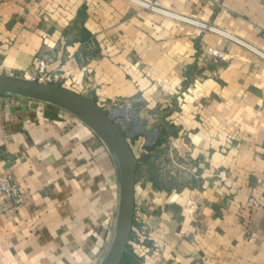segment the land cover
Wrapping results in <instances>:
<instances>
[{
    "label": "crops",
    "instance_id": "1",
    "mask_svg": "<svg viewBox=\"0 0 264 264\" xmlns=\"http://www.w3.org/2000/svg\"><path fill=\"white\" fill-rule=\"evenodd\" d=\"M158 7L170 15L129 0H0V75L35 76L44 61L62 88L105 113L109 105L130 114L142 129L133 144L148 161L170 143L179 167L191 170L186 196L166 195L136 170L134 216L146 231H132L121 264H264V0ZM184 90L191 111L171 115ZM0 174L24 198L14 210L0 194V264L103 262L117 227L119 172L91 126L0 95Z\"/></svg>",
    "mask_w": 264,
    "mask_h": 264
},
{
    "label": "water",
    "instance_id": "2",
    "mask_svg": "<svg viewBox=\"0 0 264 264\" xmlns=\"http://www.w3.org/2000/svg\"><path fill=\"white\" fill-rule=\"evenodd\" d=\"M0 94L46 103L85 121L112 150L119 164L121 184L116 232L101 264H121L133 226L136 161L124 134L94 102L64 88L26 79L0 76Z\"/></svg>",
    "mask_w": 264,
    "mask_h": 264
},
{
    "label": "rangeland",
    "instance_id": "3",
    "mask_svg": "<svg viewBox=\"0 0 264 264\" xmlns=\"http://www.w3.org/2000/svg\"><path fill=\"white\" fill-rule=\"evenodd\" d=\"M0 76H8V77H14L9 75H0ZM18 78V77H14ZM26 79L28 78H21ZM55 86L62 88L63 84L58 85V82L55 83ZM70 90H73L71 87ZM66 89V90H69ZM69 90V91H70ZM1 96H4V94H0ZM177 97L175 99V104H172L171 115L175 113H183L184 115H188L189 112L192 109L193 105V94L192 91H177ZM164 96V94L161 93V98ZM105 107V106H104ZM169 108V107H168ZM106 114L111 118V120L115 123V125L118 127V129L124 134L126 137L130 148L135 151L136 157V170H138V178L143 180L145 177H155L156 186L160 187L161 191L165 193L166 195H183L185 196L188 194L187 192H191L194 188L195 183L193 182V179L191 177V170L189 168L182 167L180 168L179 161L174 158V154L172 152L171 144L168 143L165 145L164 151H162L159 155L152 157V161H148L147 156L142 155L138 148L136 150L135 144H133V137L134 134L142 133V129L140 126H138L135 121L131 120V115L127 114L126 112L119 111L117 107H109L107 105L105 108ZM146 109L145 106L139 105L138 110L140 112H144ZM128 112V111H127ZM130 112V111H129ZM182 114V115H183ZM144 143H139V148L143 150ZM109 148V146H108ZM109 152L111 153V156L118 167V184H119V193H120V184H121V176H120V169L119 164L116 159V156L112 152V150L109 148ZM133 153V152H132ZM134 155V154H133ZM161 158L162 160H160ZM145 163V165H144ZM144 173V176H143ZM161 182L160 184L158 182ZM188 202H190L189 198L187 199ZM186 201V202H187ZM119 207H120V201H119ZM133 228L135 225L132 226ZM133 231V230H132ZM136 231L142 235V232H140L137 227ZM132 233V232H131ZM139 234V235H140ZM129 242V240H128Z\"/></svg>",
    "mask_w": 264,
    "mask_h": 264
},
{
    "label": "built area",
    "instance_id": "4",
    "mask_svg": "<svg viewBox=\"0 0 264 264\" xmlns=\"http://www.w3.org/2000/svg\"><path fill=\"white\" fill-rule=\"evenodd\" d=\"M129 1L133 2L141 9L146 10L148 12L154 14L166 15V16L170 15L169 13L159 9L158 7L159 0H129ZM205 29L212 30L210 28H205ZM206 55L212 56L214 59L222 58L221 53L215 52L212 49H207ZM57 79H58L57 75L46 73V63L44 61H40L38 63L37 75L30 76L28 80L40 84L55 85ZM0 194L12 206V209L14 210L18 209L24 203V198L19 188L13 182L11 176L8 174H0ZM249 203L253 207H256L257 205L255 200L252 198L249 199ZM134 223L138 225L137 229L140 232L144 233V231H146V228L142 224V221L140 220L139 217L133 216V224ZM132 230L136 231V229H134L133 227ZM243 234L247 243H251L255 237L254 233L246 227L243 230Z\"/></svg>",
    "mask_w": 264,
    "mask_h": 264
}]
</instances>
